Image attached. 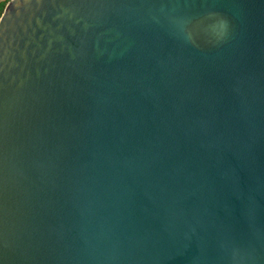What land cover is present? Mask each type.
<instances>
[{"label": "water", "instance_id": "95a60500", "mask_svg": "<svg viewBox=\"0 0 264 264\" xmlns=\"http://www.w3.org/2000/svg\"><path fill=\"white\" fill-rule=\"evenodd\" d=\"M0 264H264V0H8Z\"/></svg>", "mask_w": 264, "mask_h": 264}, {"label": "trees", "instance_id": "16d2710c", "mask_svg": "<svg viewBox=\"0 0 264 264\" xmlns=\"http://www.w3.org/2000/svg\"><path fill=\"white\" fill-rule=\"evenodd\" d=\"M8 0H0V13L5 5V3L7 2Z\"/></svg>", "mask_w": 264, "mask_h": 264}]
</instances>
